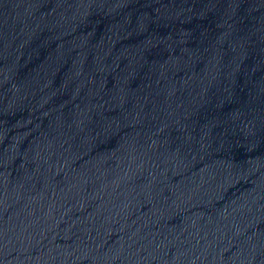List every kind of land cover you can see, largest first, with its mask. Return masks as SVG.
Instances as JSON below:
<instances>
[{
	"label": "water",
	"instance_id": "water-1",
	"mask_svg": "<svg viewBox=\"0 0 264 264\" xmlns=\"http://www.w3.org/2000/svg\"><path fill=\"white\" fill-rule=\"evenodd\" d=\"M0 264H264V0H0Z\"/></svg>",
	"mask_w": 264,
	"mask_h": 264
}]
</instances>
